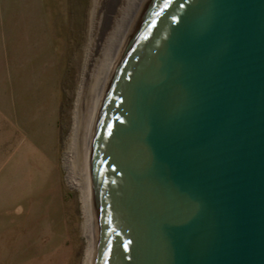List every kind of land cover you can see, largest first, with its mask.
Returning a JSON list of instances; mask_svg holds the SVG:
<instances>
[{"label": "water", "instance_id": "1", "mask_svg": "<svg viewBox=\"0 0 264 264\" xmlns=\"http://www.w3.org/2000/svg\"><path fill=\"white\" fill-rule=\"evenodd\" d=\"M92 264H264V0H149L93 134Z\"/></svg>", "mask_w": 264, "mask_h": 264}, {"label": "rangeland", "instance_id": "2", "mask_svg": "<svg viewBox=\"0 0 264 264\" xmlns=\"http://www.w3.org/2000/svg\"><path fill=\"white\" fill-rule=\"evenodd\" d=\"M0 2V264H82L65 161L90 0Z\"/></svg>", "mask_w": 264, "mask_h": 264}, {"label": "bare ground", "instance_id": "3", "mask_svg": "<svg viewBox=\"0 0 264 264\" xmlns=\"http://www.w3.org/2000/svg\"><path fill=\"white\" fill-rule=\"evenodd\" d=\"M148 1L90 0L87 19L80 25L84 27L83 46L73 110L74 123L65 164L68 181L79 190L82 203L86 238L82 264L93 263L95 250L91 184L94 130L116 61Z\"/></svg>", "mask_w": 264, "mask_h": 264}, {"label": "crops", "instance_id": "4", "mask_svg": "<svg viewBox=\"0 0 264 264\" xmlns=\"http://www.w3.org/2000/svg\"><path fill=\"white\" fill-rule=\"evenodd\" d=\"M0 3H1V2H0ZM0 13H1V10H0ZM0 74H3V68H2V66H0ZM14 96H15V95H14ZM33 155L35 156L36 154L34 153ZM36 158H40V157H39V156H36ZM36 158H35V161L37 160ZM40 159H41V158H40ZM43 160H44V159H43ZM44 161H45V160H44ZM54 174H55V173H54ZM56 174H57V173H56ZM56 174H55V175H56ZM55 175H54V176H55ZM58 191H59V193H58ZM58 191H57L56 194H55L56 197L61 196V189L58 190ZM57 193L60 194V195L58 196ZM62 206H63V208H64V213H65V215H66L65 207H64V205H62Z\"/></svg>", "mask_w": 264, "mask_h": 264}]
</instances>
